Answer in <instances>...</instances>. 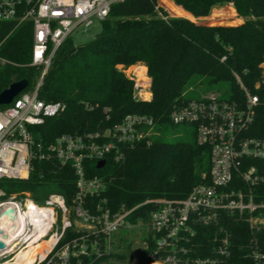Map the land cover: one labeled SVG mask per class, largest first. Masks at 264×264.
<instances>
[{"label":"built area","instance_id":"2783aa9c","mask_svg":"<svg viewBox=\"0 0 264 264\" xmlns=\"http://www.w3.org/2000/svg\"><path fill=\"white\" fill-rule=\"evenodd\" d=\"M122 1L0 0V23L30 21L29 65L40 68L36 82L0 108V181L26 180L31 161L49 158L69 165L76 176L69 205L58 193L48 194L42 205L17 199L16 193L0 201V214L10 208L14 215L0 233V258L8 256L0 264H74L102 258L112 251L113 233L127 225L134 208L147 202L111 210L105 198L94 199L104 186L86 171L87 164L108 157L122 161L125 150L138 142L150 144V136L157 134L151 116L127 114L105 131L63 133L46 144L33 130L64 109L61 102L38 97L57 48L74 31L87 32L93 23H101ZM4 62L0 56V64ZM258 67L251 88L232 71L237 96L204 95L171 109L170 122L191 124L196 142L208 148V169L185 197L152 201L146 218L151 239L146 264H264V59ZM143 74L147 86L130 77L136 100L149 99L145 92L150 97V79L146 70ZM28 211L32 214L26 216ZM243 227L247 239L235 245L233 236L243 235ZM41 242L40 250L32 249ZM235 246L241 251L238 261L233 258Z\"/></svg>","mask_w":264,"mask_h":264},{"label":"trees","instance_id":"16d2710c","mask_svg":"<svg viewBox=\"0 0 264 264\" xmlns=\"http://www.w3.org/2000/svg\"><path fill=\"white\" fill-rule=\"evenodd\" d=\"M160 1L168 11L183 17L169 16L157 0L114 4L90 41L73 45L68 37L57 48L38 92L44 102L64 104L61 112L33 127L35 138L45 144L63 133L105 131L127 114L153 118L157 134L150 136V144L138 142L125 150L122 161L108 157L101 168L87 164L86 176L99 177L104 186L94 199L105 198L111 210L129 209L147 201L131 211L127 223L146 219L154 207L152 201L185 197L207 172L208 148L196 142L194 131L188 140L163 138V128L173 125L169 120L171 109L190 99L186 90L194 78L206 76L210 83L225 81L230 95L237 96L232 71L251 88L259 75L258 64L264 59V0H172L185 11L169 0ZM223 4H231L241 21L228 20L223 24L232 25H219L188 19L205 17L213 7ZM212 15L228 19L234 16V10L216 9ZM31 43L30 21L0 23V56L5 59L0 64V92L20 79L27 80L26 90L36 82L40 68L29 65ZM136 63L145 66L150 79V97L143 93L147 100L133 98V80L117 68ZM142 85H148L146 77ZM75 183L69 165L49 158L31 161L28 178L8 181L6 190H26L37 199L42 186L52 185L69 205ZM242 234L233 236L235 245L246 241L244 227ZM145 239L149 246V235ZM240 254L235 246V261L241 260ZM112 255L110 252L94 261L74 264H99Z\"/></svg>","mask_w":264,"mask_h":264},{"label":"rangeland","instance_id":"374dc122","mask_svg":"<svg viewBox=\"0 0 264 264\" xmlns=\"http://www.w3.org/2000/svg\"><path fill=\"white\" fill-rule=\"evenodd\" d=\"M159 3V4H158ZM157 5L161 8H166L160 0H157ZM228 8L234 10V16H231L228 19L221 18L222 16H214L213 11L216 9H222L226 11ZM169 16L172 17H183L178 16L170 11L164 9ZM208 17H212L209 19ZM188 18V17H185ZM194 20L198 23H210V24H221V25H232V24H223L228 20H235L239 18L236 15L235 9L231 4H223L221 6H215L210 10V13L205 17L200 18H188ZM100 30V23H93L92 26L88 29L87 32H83L78 29L71 34V40L73 45L83 44L90 41L96 33ZM143 65L141 63L132 64L126 68H123L121 65H117V68L123 69V72L126 76L134 78L133 73L136 71L137 67ZM144 66V65H143ZM145 67V66H144ZM146 70V68H145ZM204 95H219L223 98H229L230 88L229 84L225 81L210 83L206 76L195 77L191 86L186 90V96L188 98H198ZM193 126L188 123H179L175 125H167L163 128V138L168 141L175 140H188L192 137ZM10 180H1L0 181V201L6 200L9 196L14 193H9L6 190V184ZM25 192V193H22ZM56 188L52 185H45L40 188V193L37 194L38 198L34 196L29 191H20L17 192V199L26 198L32 199L34 202L39 205L43 204V200L47 197L48 194L56 193ZM57 219L60 218V212H56ZM147 219L139 220L136 219L134 223H127L124 227L118 228L112 235V256H108L103 259L99 264H146L145 256L147 250V242L145 236H147L146 229ZM8 256L0 258V262L7 259Z\"/></svg>","mask_w":264,"mask_h":264},{"label":"bare ground","instance_id":"6f19581e","mask_svg":"<svg viewBox=\"0 0 264 264\" xmlns=\"http://www.w3.org/2000/svg\"><path fill=\"white\" fill-rule=\"evenodd\" d=\"M144 70H145V67L143 65H140L139 67H137L136 71L133 73L137 77L136 81L140 84H142V82L144 80V74H143ZM144 94H146V92ZM28 205H30L29 208L35 209V207L32 206L31 203L28 202ZM26 214H27L26 216H28V214H32V211H28ZM13 217H14V215H13V212L10 208H6L0 214V233H4V230L8 229V227H7L8 220L12 219ZM43 246H44V243L41 242V243L36 244L32 249L33 250H40ZM21 252L24 253L23 250ZM3 264H9V262L6 261Z\"/></svg>","mask_w":264,"mask_h":264},{"label":"water","instance_id":"95a60500","mask_svg":"<svg viewBox=\"0 0 264 264\" xmlns=\"http://www.w3.org/2000/svg\"><path fill=\"white\" fill-rule=\"evenodd\" d=\"M28 85L26 79H20L10 83L6 88L0 92V105H8L11 103L14 97H16L20 92H22ZM105 160H99L96 163L97 168L103 167Z\"/></svg>","mask_w":264,"mask_h":264},{"label":"crops","instance_id":"0c3cea01","mask_svg":"<svg viewBox=\"0 0 264 264\" xmlns=\"http://www.w3.org/2000/svg\"><path fill=\"white\" fill-rule=\"evenodd\" d=\"M170 2H172L175 6H177V7H180L179 5H176L172 0H169ZM159 4V3H158ZM182 10H184L182 7H180ZM164 9H166V8H164ZM167 10V9H166ZM185 11V10H184ZM187 12V11H186Z\"/></svg>","mask_w":264,"mask_h":264}]
</instances>
